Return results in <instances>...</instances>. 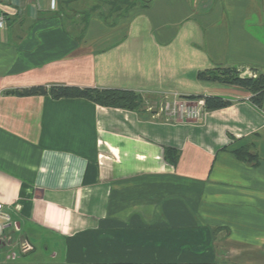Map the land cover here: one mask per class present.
Returning <instances> with one entry per match:
<instances>
[{
	"label": "crops",
	"instance_id": "obj_1",
	"mask_svg": "<svg viewBox=\"0 0 264 264\" xmlns=\"http://www.w3.org/2000/svg\"><path fill=\"white\" fill-rule=\"evenodd\" d=\"M134 3L0 0V201L18 207L0 264H264V102L198 79L264 75V0ZM53 85L231 105L170 122L9 94Z\"/></svg>",
	"mask_w": 264,
	"mask_h": 264
},
{
	"label": "trees",
	"instance_id": "obj_2",
	"mask_svg": "<svg viewBox=\"0 0 264 264\" xmlns=\"http://www.w3.org/2000/svg\"><path fill=\"white\" fill-rule=\"evenodd\" d=\"M121 0L128 5V8L135 7V3L141 2L142 5L150 3V0ZM113 5L115 0H111ZM117 6V5H116ZM115 7V6H114ZM114 9V8H112ZM198 79L213 83H221L249 91L252 95L251 101L258 107H262L264 102V75H257L255 78L242 76V72L235 68L216 67L211 70L198 73ZM9 94L18 97L31 96H51L53 99H87L95 104L107 108L124 109L140 113L141 98L138 93L117 89H99V88H80L76 86L53 85V86H32L28 88L15 89ZM189 101H202L206 111H215L227 108L231 102L218 96H190L181 97ZM236 158L246 163L257 162V157L250 153L248 148L234 152ZM165 159L171 165H176L180 159V152L167 148L165 149Z\"/></svg>",
	"mask_w": 264,
	"mask_h": 264
},
{
	"label": "rangeland",
	"instance_id": "obj_3",
	"mask_svg": "<svg viewBox=\"0 0 264 264\" xmlns=\"http://www.w3.org/2000/svg\"><path fill=\"white\" fill-rule=\"evenodd\" d=\"M129 10L130 8H128V11ZM138 95H140L141 98V114H150L152 116H158V118L168 119L170 120V122L196 121V119L190 117L189 114H191L196 109L200 108L198 101H189L177 96L163 97L145 96L142 94Z\"/></svg>",
	"mask_w": 264,
	"mask_h": 264
},
{
	"label": "built area",
	"instance_id": "obj_4",
	"mask_svg": "<svg viewBox=\"0 0 264 264\" xmlns=\"http://www.w3.org/2000/svg\"><path fill=\"white\" fill-rule=\"evenodd\" d=\"M7 26V21L4 15L0 14V28H5ZM248 77L255 78L256 75L253 73H250ZM201 102L200 104L204 105V102ZM190 117L193 119H196V121L201 119V108L196 109L191 114H189ZM11 207V209L9 208ZM12 209L17 210L16 208L6 205L3 202L0 201V246L5 242L6 239V232L8 228L12 227L14 225L13 217H12ZM32 250L31 246L27 243H23L21 246L22 253H27Z\"/></svg>",
	"mask_w": 264,
	"mask_h": 264
},
{
	"label": "water",
	"instance_id": "obj_5",
	"mask_svg": "<svg viewBox=\"0 0 264 264\" xmlns=\"http://www.w3.org/2000/svg\"><path fill=\"white\" fill-rule=\"evenodd\" d=\"M20 228H18L17 230L19 231ZM21 242L22 243H26V238L24 236L21 237Z\"/></svg>",
	"mask_w": 264,
	"mask_h": 264
}]
</instances>
